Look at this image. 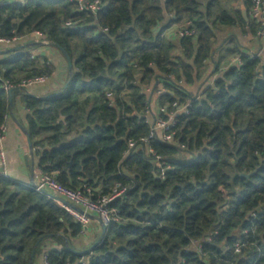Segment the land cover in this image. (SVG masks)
I'll list each match as a JSON object with an SVG mask.
<instances>
[{
  "label": "trees",
  "instance_id": "16d2710c",
  "mask_svg": "<svg viewBox=\"0 0 264 264\" xmlns=\"http://www.w3.org/2000/svg\"><path fill=\"white\" fill-rule=\"evenodd\" d=\"M100 1L92 14L69 0H0V39L38 32L72 62L56 94L9 90L27 110L40 172L95 195L126 187L110 204L117 219L77 254L83 227L32 185L0 177V264H264V55L242 44L262 42L251 0ZM173 25L193 34L173 42ZM54 70L27 53L0 60V125L11 111L2 84ZM173 102L187 106L170 138L155 130L141 144Z\"/></svg>",
  "mask_w": 264,
  "mask_h": 264
},
{
  "label": "crops",
  "instance_id": "0c3cea01",
  "mask_svg": "<svg viewBox=\"0 0 264 264\" xmlns=\"http://www.w3.org/2000/svg\"><path fill=\"white\" fill-rule=\"evenodd\" d=\"M177 32L178 30L176 29V36ZM242 44L250 51H254L260 46L259 54L264 55L263 42L260 41V44H257L255 41L250 42L247 38ZM22 53H27L30 57L39 58L40 61L45 59L55 67L52 75L47 77V80L43 84L26 89L28 95L38 98L47 97L56 94L60 88L66 85L68 70L66 59L52 44L40 40V37H37L35 34L33 36L29 35L19 38L17 41L8 44L0 42V60L11 59L15 55H20ZM207 78L208 76L204 74L201 78V82H205ZM195 90L196 86H193V91ZM10 109L11 111L7 115L6 121L7 131L5 139L2 142L6 159V172L11 179L22 184L31 185L34 180L38 179L41 172L37 167V160L33 156L31 148H29L27 137L23 131L26 126L25 115L27 114V110L25 109L20 95L12 99ZM95 217V215H91L90 217L91 227H86L79 236L71 240V245L75 247L76 251L79 252L86 249L93 244L90 242V238L96 235L100 236L101 227L95 220ZM90 229L92 231L87 232ZM51 246L52 244L50 242L46 243V248ZM84 262L86 263V258ZM33 264H44L43 258L37 257Z\"/></svg>",
  "mask_w": 264,
  "mask_h": 264
},
{
  "label": "built area",
  "instance_id": "2783aa9c",
  "mask_svg": "<svg viewBox=\"0 0 264 264\" xmlns=\"http://www.w3.org/2000/svg\"><path fill=\"white\" fill-rule=\"evenodd\" d=\"M22 1V0H21ZM74 2L78 10L81 12H87L96 14L101 11L103 8V4L100 0H69ZM248 16L251 20L261 25V28L258 31V37L260 40L264 42V0H251V6L248 10ZM66 26L69 23L65 24ZM106 31V29H103ZM37 37L41 36L40 33H34ZM193 34L192 30L184 27L178 31V37L191 36ZM16 37L11 39H0V42L8 44L13 41H17ZM33 58V56H31ZM233 64L239 63L238 59L232 61ZM47 80V77L44 75L32 76L29 78H25L20 80L16 85H11L8 82H4L1 88L5 91H9L13 86L18 87L20 89L26 90L29 87L43 84ZM110 97V94H108ZM186 104L179 105L177 102H173L171 107L174 109L172 113L167 115L166 119L158 117L153 120V125L150 127L149 134L146 137L140 138V143H147V141L152 138L154 135V131H158L164 140L170 138V129L174 125V114L186 109ZM159 113L164 114L167 111L166 107H161ZM7 115L3 117V123L0 125V177L8 178V174L6 172V159L2 146V142L5 139V134L7 131L6 127ZM138 145L133 140L128 141L129 151L133 152L136 150ZM147 152L153 156V151L151 148H147ZM154 157V156H153ZM160 157L155 156L153 162L156 165H159ZM33 189L41 194L44 192L52 193L59 197H62L66 201L70 202L73 206L81 209L85 213L89 215H95L98 217L103 225L107 227L111 222L117 219L118 211L111 207L110 204L116 198L123 195L126 191V187L121 185L119 182L114 183L112 190L108 194H96L90 188H78L71 189L60 185L53 176L40 174L38 179L34 180L31 184ZM58 203V202H57ZM68 214L72 217V219L79 223L83 228H86L90 223V216L87 214L80 213L70 206L63 205L58 203ZM236 248L238 246L236 245ZM43 263L46 264V257L43 256Z\"/></svg>",
  "mask_w": 264,
  "mask_h": 264
},
{
  "label": "water",
  "instance_id": "95a60500",
  "mask_svg": "<svg viewBox=\"0 0 264 264\" xmlns=\"http://www.w3.org/2000/svg\"><path fill=\"white\" fill-rule=\"evenodd\" d=\"M240 7H241V13H242V16H243V18H244L245 21H246V20H247V11H246V9L244 8V6L242 5V3L240 4ZM62 53H63V55L65 56V59H66V62H67L68 70H71V68H72V62H71L70 58L67 56V54H66L65 52L62 51ZM18 54H19V53H18ZM66 86H67V84L64 86V88H65ZM8 95H9V103H10V106H11V105H12L11 91H8ZM23 131H24V133H25V135H26V137H27V142H28L29 148H31V144H30V140H29L28 134H27V132H26L25 129H24ZM241 176H245V177H247V176L244 175V174L241 175ZM44 195H46V196L52 198L53 200H55V201L58 202V203H61V204H63V205L70 206L71 208H73L74 210H76V211H78V212H80V213L87 214V213H85L84 211H82L81 209H79V208L73 206L70 202L66 201V200L63 199L62 197H59V196H57V195H54V194H52V193H48V192H44ZM87 216H90V217H91V215H89V214H87ZM95 220L98 222V224H99L100 227H101V233H100V236H99V239H98V240H100V239L102 238V236H103L105 230H106V227L103 225V223L101 222V220H100L98 217H95ZM84 229H85V228H84ZM97 244H98V241H96V242H95V243H94V244H93V245L87 250V252L90 251V250H91L94 246H96ZM70 250H71V248H70ZM76 253H77V254H82V251H79V252L76 251ZM32 256H33V253H32V255H31L30 259H32Z\"/></svg>",
  "mask_w": 264,
  "mask_h": 264
},
{
  "label": "rangeland",
  "instance_id": "374dc122",
  "mask_svg": "<svg viewBox=\"0 0 264 264\" xmlns=\"http://www.w3.org/2000/svg\"><path fill=\"white\" fill-rule=\"evenodd\" d=\"M172 28V29H171ZM179 27L177 25H173L172 27H170V29L168 31H166L164 34H166V36L168 37L169 40L173 41V42H176L178 41V32H177V36H176V29L179 31L180 28L178 29ZM235 32V33H239L238 30H235V29H222L220 32H219V35L222 36L224 34H228L230 32ZM240 34V33H239ZM40 37V36H39ZM178 37V38H177ZM47 42V41H46ZM263 42V41H262ZM264 43V42H263ZM48 44V43H47ZM64 56V55H63ZM65 57V56H64ZM206 73V72H205ZM50 80V79H49ZM31 151H32V148H31ZM88 227H91V223L88 224L87 228ZM84 229V228H83ZM87 230V229H86ZM92 230L90 229L89 231L87 232H91ZM86 232V231H85ZM86 232V233H87ZM85 234V233H84ZM88 234V233H87ZM98 235L94 236L93 238H90V242L94 244V242L97 240V238H99V236L97 237Z\"/></svg>",
  "mask_w": 264,
  "mask_h": 264
}]
</instances>
